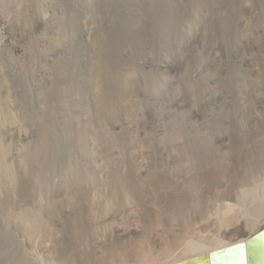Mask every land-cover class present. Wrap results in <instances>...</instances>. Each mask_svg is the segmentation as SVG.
I'll return each instance as SVG.
<instances>
[{"label":"bare ground","instance_id":"6f19581e","mask_svg":"<svg viewBox=\"0 0 264 264\" xmlns=\"http://www.w3.org/2000/svg\"><path fill=\"white\" fill-rule=\"evenodd\" d=\"M200 1L187 5V18L171 8L159 12L158 5L147 9L146 0L130 6L113 61L99 51L91 55L87 100L73 79L65 82L73 104L79 94L84 101V120L70 130L80 160L74 161V176L60 180L43 176L33 158L22 161L24 179L16 182L21 188L16 191L11 183L0 196V264H176L244 242L264 229V55L251 57L241 46L219 76L210 72L191 80L189 68L182 72L187 109L204 126L172 112L171 105H181L176 90L167 104L158 105L165 79L156 83L144 70L183 67L185 60L166 56L175 52L178 39L189 45L208 34L194 31V23L207 16ZM258 1L256 8L250 0L239 2L237 46L243 39L257 49L264 43V0ZM145 24L152 31L146 33ZM58 32L55 41L61 42L65 28ZM195 59L204 62L202 53ZM203 82L209 85L204 110L197 104ZM15 121V114L0 107V131ZM4 153L0 140V176H20L4 162ZM83 155L91 157L84 161ZM122 213L128 215L126 225L117 223ZM116 233L138 238H114Z\"/></svg>","mask_w":264,"mask_h":264},{"label":"rangeland","instance_id":"374dc122","mask_svg":"<svg viewBox=\"0 0 264 264\" xmlns=\"http://www.w3.org/2000/svg\"><path fill=\"white\" fill-rule=\"evenodd\" d=\"M140 1L142 0H18L14 3L15 5L10 3L7 6L0 4V107L8 108L15 114L17 121H15L16 126L7 127L5 130L0 131V140L5 149L3 155V159L5 158L4 162L6 160L8 165H12L11 168L14 174H20V176H12V178L0 176V196L6 192L5 189L11 183L14 190L19 191L21 184L17 185L16 182H22V179H24L20 170V164L22 161H26L27 157L28 159H35V164L43 170V176L55 178L56 180H60L64 176H74L73 171L76 170L75 168L78 164L76 162L80 160V156L76 153L75 142L70 130L75 122L79 123L84 120L85 114L82 107V95H77L78 99L75 98L77 100H75L74 105L72 97L66 94L68 81L73 79L75 84H78L79 87L81 86L80 91L86 96L84 100L86 101L89 96V91H87L89 82L87 81H89L91 76L92 67L90 66H94V62L92 61L93 63L91 64L90 59L93 58V54L99 51V53L102 52L101 54L108 61H113L115 56L112 55H116L113 47L121 39L119 36L122 30L125 29V14L130 6L134 7ZM143 1L145 2V0ZM162 1L164 2L162 3ZM149 2L150 0H146V3H144L147 9L149 7L150 9L152 7L156 8L158 5L159 12H164L168 8H171L176 16L178 15L182 18L187 15L185 11L187 5L192 3L191 0H175L172 1L173 5L170 0H152L151 3ZM239 2L241 0H201L199 5L205 10L207 18L200 17L201 20L199 18L195 22L198 24L194 23V31L208 33L209 35L207 34L197 42L190 43L189 45L191 46L180 38V40H177L175 52H172V56L175 57L173 58L170 55L172 53H169V56L164 55L166 58H170V60L178 58L182 61L185 60L182 64V70L180 67L179 70L178 68L172 70L169 67H160L156 71L155 68L144 69L146 72L151 71L153 73V80L156 83L158 82L156 79L161 76L165 79L161 90H158V105H161V103L163 105L167 104L175 90L178 91L180 108L178 105H171V108H175L171 110H173V113H177L178 111L179 113L177 114L186 115L189 124L193 126H204V121L194 116L187 109L188 93L187 88L182 83L184 75L182 72L186 68H189L188 77L191 80L200 77V75H207L210 72H213L215 77L219 76L224 65L234 63L236 54L239 53L238 47L241 48V46L249 50H247L248 54L252 53L249 55H252L251 57H260L262 59L261 55H264V50H262L264 46L263 41L259 43V47L262 46L259 48L260 50L253 43L248 44L247 42H243L244 39L240 42L241 44L235 45L236 38L233 37L239 30L238 27L241 23L240 19L237 18L241 8V3ZM258 2V0H255L252 3V0H250L253 8H256L260 4ZM230 5L232 7H229ZM159 6L164 8H160ZM206 9L209 11L207 10V12ZM218 9L221 10L219 11ZM225 9H228L226 10L227 12ZM217 13L222 16H218ZM241 15L249 18V14L247 15L245 12H242ZM146 24H148V21ZM146 24V33L147 30L152 31ZM61 28H65L67 36L64 40L66 41L57 42L55 38L58 37V31ZM53 38L54 40L52 41ZM90 42L98 43L92 46ZM106 43H108V46ZM224 43H226V47L223 45ZM244 44H248V46L244 47L246 46ZM156 50L160 51L161 49ZM191 51L193 52L192 54ZM199 53H202L204 58V62L200 64L195 59ZM253 53L257 56L253 55ZM216 54L219 55V59L215 58L214 55ZM262 60L264 61V59ZM111 63L115 64V61ZM171 80L173 81L171 82ZM65 82H68V84L66 83V85ZM202 84L206 86L202 85L201 93L200 91L197 92V104L204 110L205 96L209 85L208 82H203ZM57 90H61L62 95ZM171 92L172 94H170ZM189 95L192 97L190 90ZM1 100L3 101L2 103ZM56 104L58 105L56 106ZM206 111L203 113H206ZM82 157L84 161H88L91 156L83 155ZM75 160L76 162H74ZM18 168L20 171L17 170ZM5 186L6 188H4ZM256 193L261 194L262 190H256ZM61 198V194L55 195L56 200H60ZM127 218L128 215L122 213L117 223L126 225L128 222ZM128 236L138 238L135 235H119L117 233L114 238H125Z\"/></svg>","mask_w":264,"mask_h":264},{"label":"water","instance_id":"95a60500","mask_svg":"<svg viewBox=\"0 0 264 264\" xmlns=\"http://www.w3.org/2000/svg\"><path fill=\"white\" fill-rule=\"evenodd\" d=\"M176 264H264V229L244 242Z\"/></svg>","mask_w":264,"mask_h":264}]
</instances>
